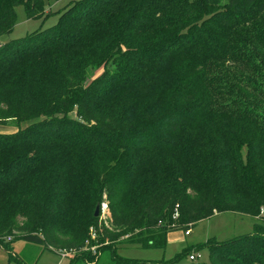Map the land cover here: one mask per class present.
Segmentation results:
<instances>
[{
  "label": "trees",
  "instance_id": "obj_1",
  "mask_svg": "<svg viewBox=\"0 0 264 264\" xmlns=\"http://www.w3.org/2000/svg\"><path fill=\"white\" fill-rule=\"evenodd\" d=\"M18 6L44 15L43 0H0V37ZM13 122L0 133L2 249L20 239L72 264H264L259 225L167 260L118 253L163 249L215 214L263 220L264 0L76 1L0 45V126ZM103 203L112 228L94 217ZM203 250L207 262L182 263Z\"/></svg>",
  "mask_w": 264,
  "mask_h": 264
},
{
  "label": "rangeland",
  "instance_id": "obj_2",
  "mask_svg": "<svg viewBox=\"0 0 264 264\" xmlns=\"http://www.w3.org/2000/svg\"><path fill=\"white\" fill-rule=\"evenodd\" d=\"M76 1L79 0H43L44 15L36 19L27 18L23 6L16 7L15 26L9 34L0 37V45L50 28L57 23L63 9ZM31 123V121H26L20 126L25 127ZM17 129V125L13 122L6 126H0V133H13ZM99 220L105 226L112 228L106 208L103 211L101 209ZM255 225L261 226L258 232L264 236V220L259 223L250 216L236 213L215 214L190 227L189 236L184 237L182 231L169 234V242L166 241L165 248L163 249H142L137 246L119 245L118 253L123 257L134 259L167 260L184 249H192L199 244L205 243L209 239L225 241L237 236L251 234L254 231ZM8 248L10 251H6L0 247V264H72L70 260L71 256L68 258L61 257L55 251L20 239L11 242ZM192 252H195V250ZM197 253L200 254L199 262L208 261L206 251L203 250ZM181 261L182 263H188L189 259L185 256ZM75 264L85 263L77 262Z\"/></svg>",
  "mask_w": 264,
  "mask_h": 264
},
{
  "label": "built area",
  "instance_id": "obj_3",
  "mask_svg": "<svg viewBox=\"0 0 264 264\" xmlns=\"http://www.w3.org/2000/svg\"><path fill=\"white\" fill-rule=\"evenodd\" d=\"M104 208L107 209V205H106V204H102V207H101L102 211L104 210ZM259 216L263 217V220H264V208H261V209H260ZM189 234H190V233H189V230L183 232V235H184V236H188ZM94 237H95V235L92 234V238H94ZM91 250L93 251V250H95V249L92 248ZM59 255H60L61 257H65V258L71 256L70 253H67V252H65V251H60V252H59ZM199 258H200V254H198V253H191V254L188 256V259H189L190 261H197Z\"/></svg>",
  "mask_w": 264,
  "mask_h": 264
},
{
  "label": "water",
  "instance_id": "obj_4",
  "mask_svg": "<svg viewBox=\"0 0 264 264\" xmlns=\"http://www.w3.org/2000/svg\"><path fill=\"white\" fill-rule=\"evenodd\" d=\"M101 207L100 205H97L96 208H95V211H94V217L97 218L100 216L101 214Z\"/></svg>",
  "mask_w": 264,
  "mask_h": 264
},
{
  "label": "crops",
  "instance_id": "obj_5",
  "mask_svg": "<svg viewBox=\"0 0 264 264\" xmlns=\"http://www.w3.org/2000/svg\"><path fill=\"white\" fill-rule=\"evenodd\" d=\"M255 220L258 221V219H255ZM180 232H181V231H180ZM173 233H174V232H171V233H168V234H167L166 241L169 242V237H168V236H169V234H173ZM188 236H189V235H188ZM184 237H185V236H184Z\"/></svg>",
  "mask_w": 264,
  "mask_h": 264
}]
</instances>
